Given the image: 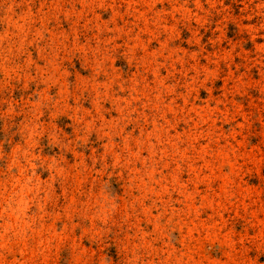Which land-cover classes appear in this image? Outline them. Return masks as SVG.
<instances>
[{"label":"rangeland","instance_id":"1","mask_svg":"<svg viewBox=\"0 0 264 264\" xmlns=\"http://www.w3.org/2000/svg\"><path fill=\"white\" fill-rule=\"evenodd\" d=\"M0 264H264V0H0Z\"/></svg>","mask_w":264,"mask_h":264}]
</instances>
